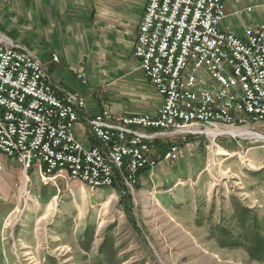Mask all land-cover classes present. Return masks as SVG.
<instances>
[{"label": "built area", "instance_id": "1", "mask_svg": "<svg viewBox=\"0 0 264 264\" xmlns=\"http://www.w3.org/2000/svg\"><path fill=\"white\" fill-rule=\"evenodd\" d=\"M225 1L146 0L134 54L162 102L155 112L105 107L86 118L92 146L76 132L85 98L63 89L32 52L0 38V152L43 179L129 189L141 168L181 157L173 142L157 159L155 144L264 121V23L243 35L222 30Z\"/></svg>", "mask_w": 264, "mask_h": 264}, {"label": "rangeland", "instance_id": "2", "mask_svg": "<svg viewBox=\"0 0 264 264\" xmlns=\"http://www.w3.org/2000/svg\"><path fill=\"white\" fill-rule=\"evenodd\" d=\"M216 129L167 140L181 157L129 189L43 179L0 152V264H264L220 243L242 217L264 235V121Z\"/></svg>", "mask_w": 264, "mask_h": 264}, {"label": "crops", "instance_id": "3", "mask_svg": "<svg viewBox=\"0 0 264 264\" xmlns=\"http://www.w3.org/2000/svg\"><path fill=\"white\" fill-rule=\"evenodd\" d=\"M145 2L0 0V38L32 52L63 89L85 98L76 132L87 146L96 140L86 133V118L105 107L120 114L155 112L162 102L134 54ZM262 23L264 0H226L219 27L243 35Z\"/></svg>", "mask_w": 264, "mask_h": 264}, {"label": "trees", "instance_id": "4", "mask_svg": "<svg viewBox=\"0 0 264 264\" xmlns=\"http://www.w3.org/2000/svg\"><path fill=\"white\" fill-rule=\"evenodd\" d=\"M168 145V142H160L155 144L152 156L160 159L163 153L166 151ZM147 170L149 169L141 168L139 171V175L141 176ZM240 227L244 231L243 235L240 234L235 236L233 232H227L226 235H222L224 239H220V243L225 246L247 248L249 256L253 260H260L264 258V235H262L259 231H249L250 227L247 226V219L243 217L240 220ZM247 243H250V246L247 247Z\"/></svg>", "mask_w": 264, "mask_h": 264}, {"label": "bare ground", "instance_id": "5", "mask_svg": "<svg viewBox=\"0 0 264 264\" xmlns=\"http://www.w3.org/2000/svg\"><path fill=\"white\" fill-rule=\"evenodd\" d=\"M211 132H212V130H211ZM227 132V131H226ZM229 132V131H228ZM231 133H233V134H237L235 131H232ZM249 133V132H248ZM239 134H244V133H239Z\"/></svg>", "mask_w": 264, "mask_h": 264}]
</instances>
